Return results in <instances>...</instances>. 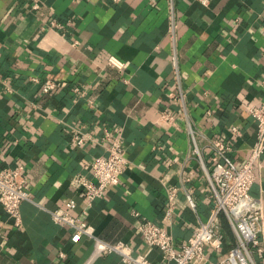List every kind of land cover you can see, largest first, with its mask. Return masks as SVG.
Segmentation results:
<instances>
[{"label":"crops","instance_id":"1","mask_svg":"<svg viewBox=\"0 0 264 264\" xmlns=\"http://www.w3.org/2000/svg\"><path fill=\"white\" fill-rule=\"evenodd\" d=\"M174 52L187 114L173 94ZM110 55L125 67L109 65ZM46 78L67 85L44 100ZM263 99L264 0H0V169L23 163L31 193L20 226L0 202V264H124L116 252L91 258L94 240L55 221L50 210L57 207L161 263L162 251L138 231L141 220L163 225L180 246L214 206L205 169L191 153L188 117L206 137L230 142L240 164L255 141L249 107ZM163 111L173 124L160 119ZM105 129L123 130L128 162L120 183L90 206L71 181L92 177L93 159L107 152ZM79 131L96 141L77 145ZM257 171L251 193L264 203V166ZM167 184L179 186L171 223L164 218ZM222 224L226 239L192 264H218L227 254L234 233L224 215Z\"/></svg>","mask_w":264,"mask_h":264},{"label":"built area","instance_id":"2","mask_svg":"<svg viewBox=\"0 0 264 264\" xmlns=\"http://www.w3.org/2000/svg\"><path fill=\"white\" fill-rule=\"evenodd\" d=\"M210 1L200 0L204 5H209ZM35 6L37 7L38 3H35ZM170 23L174 34L176 20L173 10ZM172 61L178 78L173 94L184 101L176 52L173 53ZM108 64L119 69L125 67V62L115 55L108 57ZM34 79L39 81L38 78ZM66 85L65 81L46 78L40 83V96L46 100L53 92ZM74 89L81 92L79 87ZM249 111L256 119L255 141L248 157L240 164L231 155L230 142L221 137H206L188 117L191 153L198 157L205 169L214 195V206L208 218L200 219L191 236L180 246L176 244L173 233L166 227L149 218L141 220L138 231L146 244L162 251L163 261L159 264H192L203 260L209 246L218 247L220 242L226 239L227 232L223 229L222 215L226 217L232 228L234 244L227 254L220 258L218 264H258V259L264 262V203L262 199L251 193V187L259 177L257 165L264 166L261 163L264 156V99L259 104L249 107ZM187 112L185 105V113ZM160 119L173 124L174 116L169 111H163ZM231 130L235 134L240 133L238 126H232ZM105 132L107 152L93 159L92 177L77 174L71 181L73 186L79 188V195L85 199L86 205L90 206L96 199L103 197L112 186L120 183L124 167L128 162L123 130L117 129L116 133H112L105 129ZM73 138L80 146L96 141L92 134L81 131L76 132ZM205 149H209L208 155H204ZM166 192L164 218L166 223H171L178 205L179 186L167 184ZM29 199L31 193L25 165L20 163L14 167L0 169V202L16 226L22 223L21 203ZM187 202L196 210V201L189 190H187ZM68 205L70 208H76V199H71ZM50 212L55 221L72 227L77 235H87L94 240L91 258L116 252L121 256L124 264H157L145 254H135L133 247L125 241L113 242L100 237L95 227L81 216L59 207Z\"/></svg>","mask_w":264,"mask_h":264},{"label":"trees","instance_id":"3","mask_svg":"<svg viewBox=\"0 0 264 264\" xmlns=\"http://www.w3.org/2000/svg\"><path fill=\"white\" fill-rule=\"evenodd\" d=\"M228 231H229L230 236L233 238L232 231L230 230V228L228 229Z\"/></svg>","mask_w":264,"mask_h":264}]
</instances>
